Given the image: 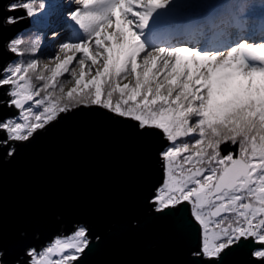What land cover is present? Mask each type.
I'll return each instance as SVG.
<instances>
[{
    "label": "snow or ice",
    "instance_id": "obj_1",
    "mask_svg": "<svg viewBox=\"0 0 264 264\" xmlns=\"http://www.w3.org/2000/svg\"><path fill=\"white\" fill-rule=\"evenodd\" d=\"M7 8L24 15L0 17V26L42 18L37 27L52 40L70 36L43 67L39 36L8 43L31 58L0 69V105L16 110L0 117V154L14 156L20 143L81 108L132 121L143 135L159 132L163 177L148 203L185 212L195 225L193 264H220L244 247L264 264V6L10 0ZM225 145L234 150L223 152ZM90 244L89 228L78 225L28 248L20 264H79Z\"/></svg>",
    "mask_w": 264,
    "mask_h": 264
},
{
    "label": "water",
    "instance_id": "obj_2",
    "mask_svg": "<svg viewBox=\"0 0 264 264\" xmlns=\"http://www.w3.org/2000/svg\"><path fill=\"white\" fill-rule=\"evenodd\" d=\"M9 2L0 0V17L24 15L10 13ZM30 24L24 17L0 26V69L17 57L10 40ZM15 114L0 105V117ZM162 143L159 132L143 135L132 121L81 108L20 143L14 156L0 154V260L20 264L28 248L85 225L91 244L79 264H193L195 225L185 212L148 203L162 182ZM220 264L257 262L244 247L225 252Z\"/></svg>",
    "mask_w": 264,
    "mask_h": 264
},
{
    "label": "rangeland",
    "instance_id": "obj_3",
    "mask_svg": "<svg viewBox=\"0 0 264 264\" xmlns=\"http://www.w3.org/2000/svg\"><path fill=\"white\" fill-rule=\"evenodd\" d=\"M226 1H230V3L236 2V0H219V2H222L224 4H227ZM201 2H204V1L201 0ZM34 19L36 18H30L31 24L24 31L19 33L16 37H21L28 43H31L37 36L40 37L41 49H40V52L37 54V58L40 59L41 61L40 66L43 67V64L49 62V57L56 51L57 47L62 42V40L65 39V37L70 36V33H64L62 36L58 37L56 40H52L50 31L47 29H44L43 27H37V23H34L33 21ZM165 38L167 37H162V39H165ZM30 58L31 57L28 55H25L24 57L17 56L10 63H14L19 59L27 60ZM129 79H131V77H129ZM61 82H63V78ZM124 82H127V81H124ZM71 86H72L71 84H65V90H67Z\"/></svg>",
    "mask_w": 264,
    "mask_h": 264
},
{
    "label": "trees",
    "instance_id": "obj_4",
    "mask_svg": "<svg viewBox=\"0 0 264 264\" xmlns=\"http://www.w3.org/2000/svg\"><path fill=\"white\" fill-rule=\"evenodd\" d=\"M204 1V0H203ZM247 2L248 3H251L254 7H256V8H259V7H261V6H264V4H262V0H247ZM226 5H230V4H232V3H230V1H226ZM38 20H42V18L40 19V18H36V19H34L33 21H34V23H37V21ZM168 38V37H167ZM230 146H228V145H225V146H223V148H222V151L223 152H226V150L229 148Z\"/></svg>",
    "mask_w": 264,
    "mask_h": 264
},
{
    "label": "flooded vegetation",
    "instance_id": "obj_5",
    "mask_svg": "<svg viewBox=\"0 0 264 264\" xmlns=\"http://www.w3.org/2000/svg\"><path fill=\"white\" fill-rule=\"evenodd\" d=\"M229 150H234V149H231V148L229 147V148L226 150V152H228ZM226 152H225V153H226Z\"/></svg>",
    "mask_w": 264,
    "mask_h": 264
}]
</instances>
